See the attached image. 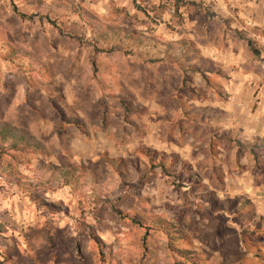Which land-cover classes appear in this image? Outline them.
<instances>
[{
  "label": "rangeland",
  "instance_id": "obj_1",
  "mask_svg": "<svg viewBox=\"0 0 264 264\" xmlns=\"http://www.w3.org/2000/svg\"><path fill=\"white\" fill-rule=\"evenodd\" d=\"M136 1L149 16L133 0H0V119L39 134L49 152L20 172L69 163L89 175L83 187L39 189L42 199L0 177V264H264V235L238 224L256 198L230 184L247 169L264 183V151L228 130L230 77L214 72L228 40L241 59L255 60L247 40L264 53V30L213 0H196V24L178 27L164 0ZM230 20L240 34L228 38ZM110 29L119 35L102 36ZM147 150L178 156L192 168L178 177L196 183L153 168ZM163 220L189 242L172 241Z\"/></svg>",
  "mask_w": 264,
  "mask_h": 264
},
{
  "label": "trees",
  "instance_id": "obj_2",
  "mask_svg": "<svg viewBox=\"0 0 264 264\" xmlns=\"http://www.w3.org/2000/svg\"><path fill=\"white\" fill-rule=\"evenodd\" d=\"M172 9L168 8L167 5L163 6V13L168 11L171 16V23L173 26H181L185 20L184 12H182L183 8H186V12L191 20L195 19L194 13H196V9L192 7H200L195 3H190L186 0H164ZM134 8L137 11L143 12L147 16L149 13L142 9L141 5L137 3L136 0H133ZM195 11V12H194ZM89 16V14L87 13ZM92 16V15H91ZM22 19H26L24 15H20ZM29 19V18H27ZM113 33L118 36L119 31H114V29H110L109 32L101 33L102 36H109V34ZM118 34V35H117ZM134 33L128 32L127 35H124L125 40L132 38ZM248 48L252 52L253 56L256 59L261 58V51L255 50L253 48V43L247 40ZM136 46H141L140 41L135 42ZM17 55L21 57H31V53L29 51L17 50ZM40 67L38 70L42 69ZM200 72V68L197 69ZM212 72V71H211ZM214 72H217L219 75L222 74L218 69H215ZM40 73V72H39ZM68 124L76 126L79 130H83L79 124L75 121H71ZM84 133V131H82ZM146 159L151 163L153 168H160L164 173L168 176L180 178L178 174L180 171L183 172H192V168L190 165L182 164L178 156H165V155H157L155 151H143ZM36 154H42L45 156H49L48 149L46 144L44 143L41 136L35 133L33 130L27 129L25 127L16 125L4 119H0V177L4 178L10 186L19 187L22 190H26L29 192L34 198L42 199L39 197V189H48L51 192H54L58 189H62L64 187H83L88 184L89 175L88 170L84 167H79L76 165H72L69 163H62L60 165H42L38 170L32 171L33 178L27 177L23 173L20 172L19 167L24 164L31 163V156ZM156 161V165H153V162ZM122 160L113 161L118 167V163H121ZM173 163L170 165V163ZM133 168L141 172L142 171V162L138 159L136 162H133ZM129 167V166H128ZM195 175L190 174L188 177L180 178L182 181L190 183L191 185L195 184L194 181ZM199 183V182H198ZM209 196H213V193H209ZM216 202V201H215ZM236 201H228L226 204L228 206H232L236 204ZM219 204V203H218ZM220 205V204H219ZM250 201H247L240 205V207H232L231 213L234 216H238L240 213L241 207L249 208L251 207ZM226 207L224 204L221 208ZM245 217L243 219L238 218V224H243L248 222L250 225L256 227L255 233L256 236L264 235V217L257 215V213L250 209V211H244ZM159 224L164 227V231L170 237L172 241H187L189 242L190 237L185 232L180 230L178 225L175 223H170L168 221H159ZM257 248L255 251L257 252V257H260L263 254L264 246L256 245ZM175 252L181 256L190 255L189 251L178 250L175 249Z\"/></svg>",
  "mask_w": 264,
  "mask_h": 264
},
{
  "label": "crops",
  "instance_id": "obj_3",
  "mask_svg": "<svg viewBox=\"0 0 264 264\" xmlns=\"http://www.w3.org/2000/svg\"><path fill=\"white\" fill-rule=\"evenodd\" d=\"M186 1L200 6L196 0ZM101 2L105 3L107 0ZM212 3L226 16L236 12L243 24L264 30V0H213ZM182 12H184V21L188 20L196 24L195 19L189 18L186 8H183ZM227 24L231 29L228 38L239 32L231 20ZM226 43L228 44L226 49L222 47L217 52V63L220 65L217 69L222 73L221 76L230 77L228 86L230 100L236 103L221 109L230 124L228 130L238 140L246 141L249 145L264 151V53L261 52L260 60L256 58L254 61L244 60L236 55L239 47L236 42L228 40ZM255 65H262L261 74L255 72ZM243 67L246 68V72ZM233 70L235 72L231 73ZM246 171L243 176L231 180L230 184H234L236 190L244 184L245 190L256 198L253 202L256 203L257 215L264 217V183L258 182L259 185H256L254 175L248 169ZM231 198L235 197L231 196Z\"/></svg>",
  "mask_w": 264,
  "mask_h": 264
}]
</instances>
